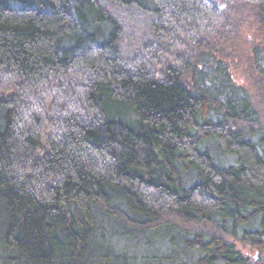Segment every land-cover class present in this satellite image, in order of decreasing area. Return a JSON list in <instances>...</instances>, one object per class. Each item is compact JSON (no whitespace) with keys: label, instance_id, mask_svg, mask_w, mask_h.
<instances>
[{"label":"trees","instance_id":"1","mask_svg":"<svg viewBox=\"0 0 264 264\" xmlns=\"http://www.w3.org/2000/svg\"><path fill=\"white\" fill-rule=\"evenodd\" d=\"M0 264H264V0H0Z\"/></svg>","mask_w":264,"mask_h":264},{"label":"rangeland","instance_id":"2","mask_svg":"<svg viewBox=\"0 0 264 264\" xmlns=\"http://www.w3.org/2000/svg\"><path fill=\"white\" fill-rule=\"evenodd\" d=\"M245 73H247L246 68L234 71L236 80L239 82L247 81L248 78L246 77ZM245 252L247 253V255H254V252L252 250L246 249Z\"/></svg>","mask_w":264,"mask_h":264}]
</instances>
